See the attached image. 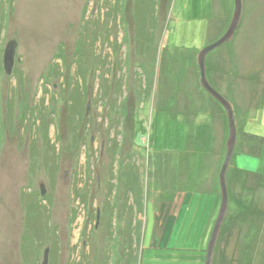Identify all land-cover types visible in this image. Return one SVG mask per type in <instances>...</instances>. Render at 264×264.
<instances>
[{"label":"rangeland","instance_id":"obj_1","mask_svg":"<svg viewBox=\"0 0 264 264\" xmlns=\"http://www.w3.org/2000/svg\"><path fill=\"white\" fill-rule=\"evenodd\" d=\"M234 11L235 0H0V264H43L47 248L49 264H205L222 200L210 221L213 143L194 116L224 107L201 86L198 54ZM206 63L253 173L228 170L212 264H264V151L239 159L264 141V0H244L234 38ZM194 190L178 217V195Z\"/></svg>","mask_w":264,"mask_h":264},{"label":"water","instance_id":"obj_2","mask_svg":"<svg viewBox=\"0 0 264 264\" xmlns=\"http://www.w3.org/2000/svg\"><path fill=\"white\" fill-rule=\"evenodd\" d=\"M244 13V0H235V11L232 17L231 23L224 33V35L217 40L215 43L207 46L206 48L202 49L198 54V64L200 69V83L202 88L208 92L213 98H215L221 105L224 107L228 117L229 123V136L226 145V156L223 162L219 180H220V187H221V195H222V203L219 210V215L217 217L215 226L212 231V235L207 247V257L205 264H212L214 259V252L215 247L220 236L222 226L225 222L226 215L229 210V187H228V170L230 168L235 149L237 147L238 142V124L236 120V113L234 106L231 101L228 100L220 91H218L210 82L207 76V56L211 51L214 49L222 46L225 43L230 42L243 18ZM18 43L16 40H11L7 43L5 52H4V68L8 74H11L14 68L16 51H17ZM41 192L42 195L46 194L44 184L41 185ZM99 218V214H98ZM49 248L45 250L44 254V261L43 264H49Z\"/></svg>","mask_w":264,"mask_h":264},{"label":"crops","instance_id":"obj_3","mask_svg":"<svg viewBox=\"0 0 264 264\" xmlns=\"http://www.w3.org/2000/svg\"><path fill=\"white\" fill-rule=\"evenodd\" d=\"M220 105H214V111L208 113V112H202L201 114H203L202 119L203 120H199L201 115L199 112L196 113V116H194L196 121H201L202 123H199L200 126L203 127V137L204 140H206L207 142H212L213 143V149L210 150L209 152V156H208V160H207V165L209 167V183H208V188H207V192L209 195V210H210V214H209V219L211 220V217H214L215 214L217 213V209L218 206L220 205V200H222V195H221V187H220V182H219V175H220V171L223 165V162L225 160V156H226V145H227V123H228V119L226 116V110H222L219 107ZM214 112V113H213ZM179 113V112H177ZM188 114L186 113L185 119H188ZM177 115V114H176ZM213 117L212 121L211 118ZM210 130V132H209ZM208 132V133H207ZM250 134V133H248ZM255 135V134H253ZM257 138H260V136L255 135ZM262 141L263 139L260 138ZM238 144V142H237ZM264 151V141H263V145L261 147V151L258 154H252V153H246V152H240V156L239 159H241L244 156H259L260 154H263ZM234 158L235 161L232 163L230 167H232L234 169L235 172L240 173V175L242 174H248V173H252L249 172L246 169V166H242L241 168L239 167V163L240 160H238V151H237V147L234 153ZM249 158V157H247ZM162 160V159H161ZM162 164V163H161ZM245 168V169H244ZM253 174V173H252ZM198 190H194L191 197L189 198V200L187 199V195L186 193H182L180 195H178L175 205L177 206V214L178 217H180L183 207H184V203H186L187 200V205H186V212L184 214H188L192 211V207L193 204L196 203L197 199H198ZM180 199V201L177 202V200ZM220 210V209H219ZM213 219V218H212ZM212 226L209 227V229H211Z\"/></svg>","mask_w":264,"mask_h":264},{"label":"trees","instance_id":"obj_4","mask_svg":"<svg viewBox=\"0 0 264 264\" xmlns=\"http://www.w3.org/2000/svg\"><path fill=\"white\" fill-rule=\"evenodd\" d=\"M204 90V89H203ZM261 147L259 146L256 150H254L253 148L250 149L249 153H252V154H258L259 151H260Z\"/></svg>","mask_w":264,"mask_h":264},{"label":"bare ground","instance_id":"obj_5","mask_svg":"<svg viewBox=\"0 0 264 264\" xmlns=\"http://www.w3.org/2000/svg\"><path fill=\"white\" fill-rule=\"evenodd\" d=\"M18 43V42H17ZM16 53H17V51H16Z\"/></svg>","mask_w":264,"mask_h":264}]
</instances>
